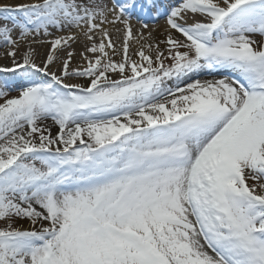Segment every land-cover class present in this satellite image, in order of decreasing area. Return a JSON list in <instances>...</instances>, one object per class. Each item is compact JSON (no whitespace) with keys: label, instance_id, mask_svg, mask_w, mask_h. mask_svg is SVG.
<instances>
[{"label":"snow or ice","instance_id":"obj_1","mask_svg":"<svg viewBox=\"0 0 264 264\" xmlns=\"http://www.w3.org/2000/svg\"><path fill=\"white\" fill-rule=\"evenodd\" d=\"M0 49V264H264V0L0 3Z\"/></svg>","mask_w":264,"mask_h":264},{"label":"bare ground","instance_id":"obj_2","mask_svg":"<svg viewBox=\"0 0 264 264\" xmlns=\"http://www.w3.org/2000/svg\"><path fill=\"white\" fill-rule=\"evenodd\" d=\"M26 2H31V0H0V3H10V4L26 3ZM158 24L160 25V27L162 29L163 24H164L163 19H161ZM74 47L79 49V45H75ZM0 51H2V49H0ZM41 51H43V50H41ZM0 66H10L9 60L7 58L0 56ZM2 75L3 74L0 73V76H2ZM53 131H55V128H53Z\"/></svg>","mask_w":264,"mask_h":264},{"label":"rangeland","instance_id":"obj_3","mask_svg":"<svg viewBox=\"0 0 264 264\" xmlns=\"http://www.w3.org/2000/svg\"><path fill=\"white\" fill-rule=\"evenodd\" d=\"M160 21V20H159ZM159 21L157 22V23H159ZM150 26H151V24H150ZM203 78V77H202ZM11 95H15V92H11L10 93Z\"/></svg>","mask_w":264,"mask_h":264}]
</instances>
